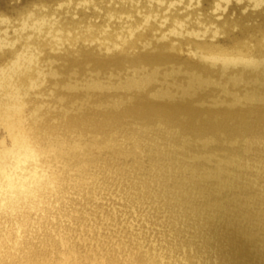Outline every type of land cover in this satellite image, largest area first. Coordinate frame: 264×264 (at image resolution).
I'll list each match as a JSON object with an SVG mask.
<instances>
[{
	"label": "rangeland",
	"instance_id": "1",
	"mask_svg": "<svg viewBox=\"0 0 264 264\" xmlns=\"http://www.w3.org/2000/svg\"><path fill=\"white\" fill-rule=\"evenodd\" d=\"M180 156L232 176H151ZM116 197L135 216L199 205L187 232L217 206L264 224V0H0V264H190L174 235L162 250L97 231L126 214ZM88 206L99 222L66 241ZM49 216L62 222L38 239Z\"/></svg>",
	"mask_w": 264,
	"mask_h": 264
},
{
	"label": "bare ground",
	"instance_id": "2",
	"mask_svg": "<svg viewBox=\"0 0 264 264\" xmlns=\"http://www.w3.org/2000/svg\"><path fill=\"white\" fill-rule=\"evenodd\" d=\"M253 27L256 30L260 28L259 25H254ZM256 48L257 47L246 48V49L248 52H254ZM120 89L122 88L119 87V89L117 90ZM250 145L251 142H247L246 152H249L251 150ZM142 146H143L142 149L146 147V145H142ZM170 146H169V148H171L170 150L161 151V153H159L157 157L160 158L161 155H163V158L166 159L171 155H173V153H175L177 150ZM144 150L146 149L144 148ZM184 151L185 149L182 148L181 152ZM183 159L184 158L181 156L178 158L177 166H176L177 168L175 167L171 168V166L168 165L161 166L160 168H154L151 171V176L155 177L156 179L163 180L165 176L176 174L178 176L183 175V177L185 178L187 176H191V178L199 179L202 182L205 181V179L212 177L215 178V180L222 182V176H224L225 174L231 175V173H228L229 171L227 172V170L230 169V167L233 166V164L226 159L216 160V158H214L213 156H207L204 159L205 166L201 167V170H196L195 164L197 162L196 161L197 159L195 157L189 156V158H187L185 162L183 161ZM239 166L250 167L245 162L239 163ZM255 166L257 169L262 168V166L259 164ZM89 198H90L89 200L92 201L90 205L96 206L95 203L96 197H89ZM115 201L116 203L121 204L120 208L126 214L124 216H120V214L114 215V217L117 218V220H114V222L110 223L111 227L105 226L108 223V220H105L103 222L101 221L102 229L99 228L97 229V231L102 232V230L107 228V231L110 232V229H112L113 226L117 228L116 234L121 233V231L123 230L121 234H118L117 239L118 240L120 239V242L122 240L125 242H132L133 243L132 245L134 247L139 248V246L132 240V234L140 233L136 236L145 238L146 241L144 244L143 243H138V244H141V246L142 245L147 246L150 245L151 242H154L155 246L156 245H158L159 247L162 246V250H163L168 237L173 238L174 235V237H176L178 242H176V244L172 246L180 247L181 250H183L185 253L184 259L187 260L190 264H264V224L260 226L258 230L250 229L246 227L245 224L243 223L239 225L236 221H233L229 215H226L225 213H219L221 207L217 206V209H214L211 212L206 210L204 217L201 216L203 218L197 220L195 226L192 227V232H187L188 229L185 228L186 225H188V223L192 221L193 219L192 217H194L195 215L197 216L199 215L198 214L199 212L197 211L199 209V205L195 206V208H184L183 210H180L171 203H165L150 207L146 209L143 214H140L139 216H135L130 213L127 214V212L131 211L132 208V205L128 199L116 197ZM77 208L78 207H76V210H78ZM91 208L94 209L95 207L88 206V208H85L83 214H81L79 210H78L79 213L71 211L72 213L83 215L84 219L79 221L80 225L77 227V229L74 230H71L70 227H68L72 225L71 222H68L69 225H66L67 231L63 232L65 233L66 241H69L70 239L71 242L73 243L74 235L71 234H76L77 231L79 233L78 228H82L86 226L87 223L90 224L93 222H99L95 218L98 215L101 216L104 210L100 214L101 210L97 208L96 210L91 211L93 210ZM154 209H157V211L156 210L153 211ZM160 211L163 212L160 213ZM107 216H109L108 219L109 218L113 219V217L110 216V212H107ZM42 218L45 221H42V223H40L41 225L32 228V230H39L40 234H38V239L43 238L42 234L43 233L45 234L48 230H53L55 228V224L57 223V221L60 220L57 219L58 217L56 216H49L46 218L45 217ZM65 218H68V216H65ZM53 220L56 221L53 222ZM60 221L62 222V220ZM60 225H62V223H60ZM149 235L153 236L152 241H150V239L152 238L148 237ZM170 241L172 244H174L173 240ZM33 242H35V235L32 236V243ZM98 242L100 243L101 240H98ZM205 250H207V254L199 258L200 254ZM66 257L68 256L66 255ZM176 258L178 259L179 257L174 254L166 255L162 259V261L159 262V260H157L155 256H153V260L156 264H174ZM94 263L100 264L101 262H94ZM107 264H122V262L120 263L118 261L113 260Z\"/></svg>",
	"mask_w": 264,
	"mask_h": 264
}]
</instances>
